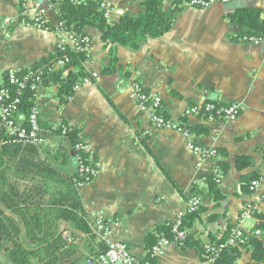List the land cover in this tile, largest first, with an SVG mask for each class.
Instances as JSON below:
<instances>
[{
	"label": "crops",
	"instance_id": "obj_1",
	"mask_svg": "<svg viewBox=\"0 0 264 264\" xmlns=\"http://www.w3.org/2000/svg\"><path fill=\"white\" fill-rule=\"evenodd\" d=\"M22 1L0 0V85L9 69L18 72L41 66L38 70L47 75L36 90L39 122L46 126L66 121L80 127L91 164L99 165L95 178L77 190L87 219L96 228L94 240L91 235L77 234L80 264H89V257L111 241L125 243L130 254L143 262L148 244L156 240L148 239L155 227L173 222L196 193L202 197L203 209L187 226L190 242L236 227L248 203L264 210V43L244 42L241 38L247 28L229 17L237 9L255 8L264 18V0L215 2L209 8L185 6L167 33L149 39L139 49L119 45L112 51L113 46H106L97 28L85 27L91 47L84 66L91 77L64 105L57 96L58 85L53 83L60 65L45 64L55 55L61 35L33 27L21 13ZM35 1L29 0V4ZM93 1L114 7L109 18L112 23L124 14L139 16L145 11L140 0ZM48 2H43L47 17L56 27L60 17ZM173 2L165 0V8L170 9ZM113 53L117 57L114 63ZM107 68L109 73L103 71ZM134 82L158 94L163 114L177 121L194 105H239L234 121L187 117L190 126L206 128L205 134L192 133L198 143L216 148L218 158L200 161L180 133L155 128L135 99ZM46 144L47 149L57 147L50 140ZM239 156L249 157L251 165L238 169ZM218 160L228 163L219 183L225 196L222 200L206 191V179L214 173ZM52 166L63 175L75 169L71 158L65 165L54 161ZM20 169L14 175L17 178L12 177L15 186L22 193L36 194L40 174L30 176L29 168ZM253 173L261 175L259 187L243 190V177ZM46 188L53 194L59 186L48 180ZM5 211L11 218L10 210ZM248 222L247 228L257 223L255 219ZM249 262L251 251L243 250L239 264ZM154 264L206 263L195 248L173 243Z\"/></svg>",
	"mask_w": 264,
	"mask_h": 264
},
{
	"label": "trees",
	"instance_id": "obj_2",
	"mask_svg": "<svg viewBox=\"0 0 264 264\" xmlns=\"http://www.w3.org/2000/svg\"><path fill=\"white\" fill-rule=\"evenodd\" d=\"M48 1L59 14L60 21L68 32L75 37H82L86 35L85 27H95L100 31L106 46H113L112 51H114L119 45L139 49L149 39L162 37L172 28L178 12L188 6L191 0H174L170 9L165 8V0H142L141 3L145 7L142 14L139 16L124 14L115 23L104 16L98 8L99 3L93 0H89L86 4H76L70 0ZM215 1L219 2V0ZM261 16L262 12L255 8H240L229 15L233 22L247 28L242 35L262 36L264 18ZM89 53V50L75 49L67 45L65 50L57 48L55 55L49 60L50 63H45L52 67L51 61L57 63L68 58V61L54 72L53 77V83L58 85L57 96L61 105L68 103L76 88L91 77L84 66V62L89 59ZM115 61L117 57L114 54L112 63ZM40 67L18 71L16 75L22 77L28 71H35ZM103 71L109 73L110 69ZM5 75L2 86L10 91V99L16 97L21 99L16 116L22 126H27V118L35 108L36 91L30 90L29 87L11 84L7 73ZM44 75L46 77L47 73ZM215 104L217 108L226 107L220 103ZM199 115L205 119L221 118V115L214 110L207 112L203 109ZM21 116L24 118L22 119ZM187 117L184 115L180 121L192 132L203 134L207 132L204 126H190ZM39 124L41 137L45 142L34 144L16 141L0 122V254L2 255L0 264H80V243L76 241L77 234L91 235V240H94L96 233L94 224L87 219L77 191L78 184H86L85 179L79 178V166L91 163L87 150L84 147H77L86 146L85 138L80 127L70 125L66 121L57 125L42 126L40 122ZM49 140L55 142L57 147L47 149L46 143ZM42 153L45 154V158H42ZM70 158L75 167L74 172L70 174L63 175L52 166L54 161H58L61 166L65 165L70 162ZM250 165L249 157L237 158L238 169H245ZM23 167L32 171L30 176L31 173L40 174L39 191L36 194L22 193L17 189L18 186H15L16 182L12 177ZM215 167L217 172L206 179V191L215 200H222L225 196L221 194L220 182L217 178L225 174L228 163L218 160ZM33 178L35 176L31 179ZM260 179L261 175L257 173L244 176L243 190H249L251 183ZM48 180L56 181L59 186L57 193L48 192L46 188ZM194 196L201 197L200 193ZM202 205L203 203L196 211L184 217L183 228L186 231L190 221L203 209ZM247 205L249 203L245 205L243 211ZM6 208L10 210L11 218L7 217ZM253 214L257 223L250 232H245L244 243L227 244L233 230V227L229 226L221 234H211L207 240L196 238L190 242L188 239L184 246L195 248L206 264H239L243 250L251 251V262L248 264H264V210L255 208ZM62 222H65V225ZM256 230H260L261 233L255 234ZM163 235L172 236V222L155 227L148 239L156 237V240L148 244V249ZM221 244L227 245L218 253L212 254L207 251L206 245L219 247ZM101 246L98 252L89 257L90 261H97L98 255L107 247V245Z\"/></svg>",
	"mask_w": 264,
	"mask_h": 264
},
{
	"label": "built area",
	"instance_id": "obj_3",
	"mask_svg": "<svg viewBox=\"0 0 264 264\" xmlns=\"http://www.w3.org/2000/svg\"><path fill=\"white\" fill-rule=\"evenodd\" d=\"M43 0H37L33 5L29 4V0H23L21 13L24 17H28L31 25L35 28L52 31L51 22L47 17V8L44 6ZM46 1V0H44ZM72 3L76 4H86L89 0H70ZM142 1V0H140ZM233 0H219L220 3H230ZM216 1L215 0H191L188 4L190 7L194 8H209ZM99 10L104 13L106 18H111L115 12L114 7L107 2H100L98 5ZM53 30L59 33L60 40L57 48L60 50H65L67 45L74 47L75 49H86L90 50L91 39L89 36L84 35L82 37H75L70 32H68L63 22L59 21ZM244 42L261 44L264 43V35H254L246 34L241 38ZM68 58L65 60H59L57 63L62 66ZM9 77V82L11 84L17 85L19 87H29L30 90L36 91L38 84L44 81L45 75L41 70H30L22 77L16 75L14 69H9L7 72ZM78 88V87H77ZM76 88V89H77ZM133 93L135 99L137 100L139 107L142 110L148 112L153 126L157 129H164L175 131L180 133L187 140L188 149L200 159V161L213 160L218 158L219 152L216 148L207 147L198 143L192 131L188 128L186 124L181 121L173 120L163 115L162 112V98L154 93L148 92L143 89L140 83L134 82L132 84ZM11 98L10 91L0 85V122L6 127L9 134L19 142H30L34 144H40L45 142L44 138L41 137V127L39 124V112L36 108L33 109L32 113L28 116L27 126H22L17 119L16 113L19 111L21 99ZM205 111H216L221 118L226 121H234L239 114V105L233 104L226 107L217 108L214 102H206L204 105H194L184 112V115H199L201 110ZM78 148L86 146H77ZM198 166L201 163L198 162ZM99 165L95 164H80L78 173L79 178L85 179L86 183L90 182L98 174ZM214 172H217L216 167H214ZM220 182L221 178H217ZM84 182V183H85ZM260 185V180H254L251 183V189L255 190ZM82 186V184H78ZM203 203L202 197L192 196L190 197L187 207L180 211L176 219L172 222V236H162L160 239L148 249L147 258L143 262H139L134 256L130 254L125 243L121 241H111L108 242L106 249L98 255L97 261H90L89 264H154L156 258L164 253L165 249L173 243H177L180 246H184L185 242L189 239L188 232L183 228L184 217L196 211L198 207ZM258 209L252 204L247 205L245 210L242 212L238 225L233 228L232 236L227 244L235 245L238 243H244L245 232H250L251 228H247L246 222L254 220V209ZM260 210V209H258ZM260 230H256L255 234L259 235ZM227 244H221L219 247L206 245L207 251L216 254Z\"/></svg>",
	"mask_w": 264,
	"mask_h": 264
},
{
	"label": "rangeland",
	"instance_id": "obj_4",
	"mask_svg": "<svg viewBox=\"0 0 264 264\" xmlns=\"http://www.w3.org/2000/svg\"><path fill=\"white\" fill-rule=\"evenodd\" d=\"M251 221H252V220H250L249 222H251ZM249 222H248V223H249Z\"/></svg>",
	"mask_w": 264,
	"mask_h": 264
},
{
	"label": "water",
	"instance_id": "obj_5",
	"mask_svg": "<svg viewBox=\"0 0 264 264\" xmlns=\"http://www.w3.org/2000/svg\"><path fill=\"white\" fill-rule=\"evenodd\" d=\"M41 2H44V1H41Z\"/></svg>",
	"mask_w": 264,
	"mask_h": 264
}]
</instances>
